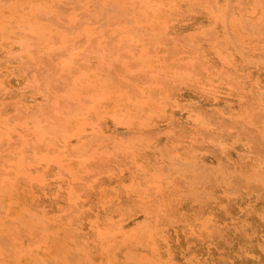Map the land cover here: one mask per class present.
<instances>
[{
  "label": "rangeland",
  "instance_id": "1",
  "mask_svg": "<svg viewBox=\"0 0 264 264\" xmlns=\"http://www.w3.org/2000/svg\"><path fill=\"white\" fill-rule=\"evenodd\" d=\"M0 264H264V0H0Z\"/></svg>",
  "mask_w": 264,
  "mask_h": 264
}]
</instances>
